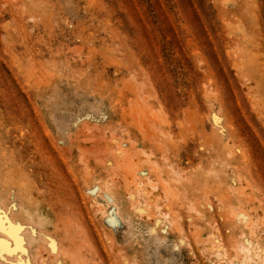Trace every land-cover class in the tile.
<instances>
[{
    "label": "rangeland",
    "instance_id": "rangeland-1",
    "mask_svg": "<svg viewBox=\"0 0 264 264\" xmlns=\"http://www.w3.org/2000/svg\"><path fill=\"white\" fill-rule=\"evenodd\" d=\"M246 239L259 264L264 0H0V264H242Z\"/></svg>",
    "mask_w": 264,
    "mask_h": 264
},
{
    "label": "bare ground",
    "instance_id": "bare-ground-1",
    "mask_svg": "<svg viewBox=\"0 0 264 264\" xmlns=\"http://www.w3.org/2000/svg\"><path fill=\"white\" fill-rule=\"evenodd\" d=\"M149 182H148V185L146 186L147 187L146 188L147 190L145 191V193H146L147 196L148 195H151V193L153 191H155L156 188H157V186H156V184L154 182H150V183ZM138 203H140V202H134V205H138ZM160 215H161L160 216L161 218H160L159 221H161V222L166 221V215L167 214L166 213H161ZM248 222L249 223H247L246 226H248L249 227V230L251 231V229L253 227L251 224H253V223H250V220ZM250 234H251V232H250ZM251 243L252 242H250L248 239H246L244 241V243H242V244H240L238 246L239 252L241 254L240 255V257H241L240 262L242 264H255V262H256V260L253 259V257H250V254H249V247H250V245H252ZM257 253H258V251H255L253 255L257 257L256 259L258 260V263L259 264H264V257L262 255L258 256ZM210 254H212V257L214 258L216 264H230V262L228 263V262L225 261L224 255H223V253L221 251H219V250H211L210 251Z\"/></svg>",
    "mask_w": 264,
    "mask_h": 264
}]
</instances>
